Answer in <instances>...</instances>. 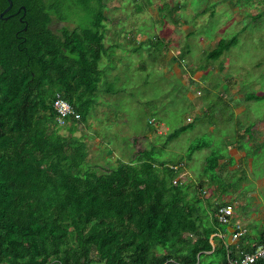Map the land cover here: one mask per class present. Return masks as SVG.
I'll return each mask as SVG.
<instances>
[{"label":"trees","instance_id":"1","mask_svg":"<svg viewBox=\"0 0 264 264\" xmlns=\"http://www.w3.org/2000/svg\"><path fill=\"white\" fill-rule=\"evenodd\" d=\"M13 2L25 10L0 16V264H198L208 252L227 264V255L264 243L263 230L225 246L235 217L220 223L216 213L230 202L201 199L202 181L173 183L181 159L159 164L142 150L100 172L89 160L85 134L73 133L87 124L98 92H109L104 0ZM73 9L89 20L70 24L64 12ZM228 41L220 38L209 56ZM58 92L79 114L68 135L52 108ZM223 158L207 159L209 183Z\"/></svg>","mask_w":264,"mask_h":264},{"label":"rangeland","instance_id":"2","mask_svg":"<svg viewBox=\"0 0 264 264\" xmlns=\"http://www.w3.org/2000/svg\"><path fill=\"white\" fill-rule=\"evenodd\" d=\"M104 1L109 92H98L87 124L73 133L85 134L89 160L100 172L142 150L159 164L181 159L179 181H202L201 199L230 202L245 238L257 236L264 230V0ZM64 15L70 24L89 20L78 9ZM220 38L235 40L210 57ZM72 122L59 132L68 135ZM235 146L242 149L233 154ZM230 154L209 183L207 159ZM198 264H220L219 255L208 252Z\"/></svg>","mask_w":264,"mask_h":264},{"label":"built area","instance_id":"3","mask_svg":"<svg viewBox=\"0 0 264 264\" xmlns=\"http://www.w3.org/2000/svg\"><path fill=\"white\" fill-rule=\"evenodd\" d=\"M52 108L55 110L57 115V122L60 125H64L67 121H74L79 119V114L74 108V106L65 100L62 97L61 93H55L53 101H52ZM180 164L178 166H181ZM177 165H174V168H178ZM182 173V172H180ZM180 176L178 175L173 179V183L177 184L179 181ZM217 220L220 223H227L230 221L231 218L234 217V209L231 204H225L218 208L217 213ZM234 228L231 233L224 239V244L227 246L228 244L236 242L241 236L245 235V228L239 221L235 220L233 224ZM213 235L222 236V234L215 233ZM212 235V236H213ZM213 246L214 243L211 240ZM264 259V243L258 245L251 251H243L239 252L237 257H232L227 255L226 262L227 264H254L256 261Z\"/></svg>","mask_w":264,"mask_h":264},{"label":"flooded vegetation","instance_id":"4","mask_svg":"<svg viewBox=\"0 0 264 264\" xmlns=\"http://www.w3.org/2000/svg\"><path fill=\"white\" fill-rule=\"evenodd\" d=\"M8 5H9V3L7 0L6 5L2 11H4L8 7ZM22 6H24V5H19L18 7L14 8V2H13V0H11L10 8L3 14V16H6L8 18V16L18 15L20 13V11L23 10L21 8Z\"/></svg>","mask_w":264,"mask_h":264},{"label":"crops","instance_id":"5","mask_svg":"<svg viewBox=\"0 0 264 264\" xmlns=\"http://www.w3.org/2000/svg\"><path fill=\"white\" fill-rule=\"evenodd\" d=\"M245 128L247 129V126H246ZM246 132H247V131H246ZM242 136H243V135H242ZM229 147H230V146H229ZM235 148H236V149H235ZM232 149H234V152L231 151V149H230V152L234 154V153H237L239 150H241V149H242V146H235V147H233ZM237 149H238V151H236ZM238 155H239V154H238ZM242 155H244V154L242 153ZM228 156L231 157V154L228 155ZM232 158H233V157H232ZM227 159H228V158L226 157L225 159H222V160L225 161V160H227ZM177 161H179V160H176V162H177ZM235 220H236V219H235ZM235 220H234V221H235ZM237 221H238V220H237ZM233 224H234V222H233ZM233 228H234V226H232L228 231H226V233L229 232V233H227V236L231 233V231L233 230ZM244 236H245V235L241 236L240 238H242V237H244ZM240 238H239V239H240ZM239 239H238V240H239Z\"/></svg>","mask_w":264,"mask_h":264},{"label":"water","instance_id":"6","mask_svg":"<svg viewBox=\"0 0 264 264\" xmlns=\"http://www.w3.org/2000/svg\"><path fill=\"white\" fill-rule=\"evenodd\" d=\"M8 3H9V5H8V7L4 10V11H2L1 13H0V16H2L9 8H10V5H11V0H8ZM23 9H24V7H22ZM7 18V17H6Z\"/></svg>","mask_w":264,"mask_h":264},{"label":"bare ground","instance_id":"7","mask_svg":"<svg viewBox=\"0 0 264 264\" xmlns=\"http://www.w3.org/2000/svg\"><path fill=\"white\" fill-rule=\"evenodd\" d=\"M227 233H229V232H227Z\"/></svg>","mask_w":264,"mask_h":264}]
</instances>
